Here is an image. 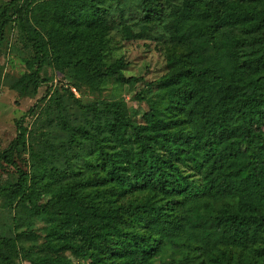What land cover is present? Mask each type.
<instances>
[{
	"label": "trees",
	"instance_id": "trees-1",
	"mask_svg": "<svg viewBox=\"0 0 264 264\" xmlns=\"http://www.w3.org/2000/svg\"><path fill=\"white\" fill-rule=\"evenodd\" d=\"M13 27L0 93L54 112L0 150V264H264V0H0Z\"/></svg>",
	"mask_w": 264,
	"mask_h": 264
},
{
	"label": "rangeland",
	"instance_id": "rangeland-1",
	"mask_svg": "<svg viewBox=\"0 0 264 264\" xmlns=\"http://www.w3.org/2000/svg\"><path fill=\"white\" fill-rule=\"evenodd\" d=\"M10 45L15 46L16 49L12 51L2 49L0 50V65L3 66V71L9 75H18L19 73L25 70L23 62L19 59L20 57H29L31 51L28 48L23 47L21 40L16 27H13L9 33ZM134 50L133 54H137L136 60L134 59L133 66L129 73L140 75L143 73L144 68L148 67V70L145 72V78L151 80L157 75L161 74V57L158 56L150 50L147 52V56L141 59H138L140 48L141 47H130L131 50ZM49 71V70H46ZM50 74H47L49 76ZM61 78L60 74L55 73L53 83L56 80ZM46 85L43 84L38 89V92L35 97H18L15 92L8 90L6 87H3L0 93V150L6 147L8 142L15 136V120L19 117L24 116L23 124L29 130L39 131L47 128H50V125H46V116L50 118L53 115L54 109L53 105H49L48 114L45 113L47 107V99L43 100L41 104L37 105L38 99L41 98L45 91ZM71 91L75 96L78 94L72 88ZM134 91L128 92V90L123 89L120 91L119 96L123 97L129 106H134V100L132 98ZM118 95V94H117ZM33 104H36L37 109L26 115V111ZM4 177L0 173V179Z\"/></svg>",
	"mask_w": 264,
	"mask_h": 264
}]
</instances>
